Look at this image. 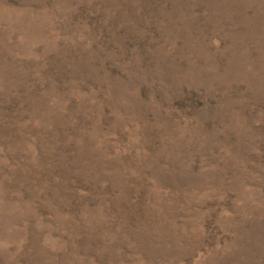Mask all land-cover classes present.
Instances as JSON below:
<instances>
[{
	"label": "rangeland",
	"instance_id": "obj_1",
	"mask_svg": "<svg viewBox=\"0 0 264 264\" xmlns=\"http://www.w3.org/2000/svg\"><path fill=\"white\" fill-rule=\"evenodd\" d=\"M0 264H264V0H0Z\"/></svg>",
	"mask_w": 264,
	"mask_h": 264
}]
</instances>
